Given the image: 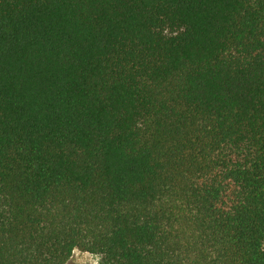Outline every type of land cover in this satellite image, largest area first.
Masks as SVG:
<instances>
[{
  "label": "trees",
  "instance_id": "trees-1",
  "mask_svg": "<svg viewBox=\"0 0 264 264\" xmlns=\"http://www.w3.org/2000/svg\"><path fill=\"white\" fill-rule=\"evenodd\" d=\"M264 264V0H0V264Z\"/></svg>",
  "mask_w": 264,
  "mask_h": 264
},
{
  "label": "rangeland",
  "instance_id": "rangeland-1",
  "mask_svg": "<svg viewBox=\"0 0 264 264\" xmlns=\"http://www.w3.org/2000/svg\"><path fill=\"white\" fill-rule=\"evenodd\" d=\"M102 256L76 249L66 264H100Z\"/></svg>",
  "mask_w": 264,
  "mask_h": 264
}]
</instances>
